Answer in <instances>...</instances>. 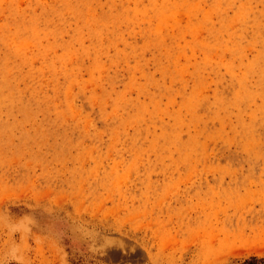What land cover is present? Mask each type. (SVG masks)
Here are the masks:
<instances>
[{
    "label": "rangeland",
    "instance_id": "rangeland-1",
    "mask_svg": "<svg viewBox=\"0 0 264 264\" xmlns=\"http://www.w3.org/2000/svg\"><path fill=\"white\" fill-rule=\"evenodd\" d=\"M0 210L26 264H264V0H0Z\"/></svg>",
    "mask_w": 264,
    "mask_h": 264
},
{
    "label": "clouds",
    "instance_id": "clouds-1",
    "mask_svg": "<svg viewBox=\"0 0 264 264\" xmlns=\"http://www.w3.org/2000/svg\"><path fill=\"white\" fill-rule=\"evenodd\" d=\"M36 223L31 214L26 213L14 218L8 210H0V226L12 237L5 253L0 256V264H26L23 243L30 239ZM17 234L21 238L20 241L15 238Z\"/></svg>",
    "mask_w": 264,
    "mask_h": 264
}]
</instances>
